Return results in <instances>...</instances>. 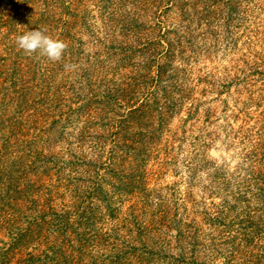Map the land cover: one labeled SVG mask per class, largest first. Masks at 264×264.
Segmentation results:
<instances>
[{"label":"rangeland","instance_id":"obj_1","mask_svg":"<svg viewBox=\"0 0 264 264\" xmlns=\"http://www.w3.org/2000/svg\"><path fill=\"white\" fill-rule=\"evenodd\" d=\"M41 27L59 61L17 48ZM0 66V264L264 254V0H0Z\"/></svg>","mask_w":264,"mask_h":264},{"label":"trees","instance_id":"obj_2","mask_svg":"<svg viewBox=\"0 0 264 264\" xmlns=\"http://www.w3.org/2000/svg\"><path fill=\"white\" fill-rule=\"evenodd\" d=\"M4 71L1 70L0 66V73H3ZM188 115H190V112H188ZM247 132V129H246ZM245 139H247L249 145H250V151L247 153V157H249L251 160L252 158H255V160L260 161L264 164V128L258 129L256 131H250L246 133L244 136ZM250 159L248 162H250ZM252 162L255 164V161L252 160ZM250 164V163H249ZM248 171V172H246ZM243 175L242 181L243 186H240V188L244 189V194L248 193L249 191L252 192V197H255L259 200V206L258 208L253 210L254 211H261L264 210V166L260 168V170L255 169V167L250 164V168L243 169ZM239 182V183H241ZM245 183V184H244ZM24 190H20V193L22 194ZM253 192L255 194H253ZM26 199H30L32 203H35L34 199L37 198V192L34 194H22ZM39 196V195H38ZM263 204V205H262ZM253 227V228H252ZM248 228L257 230L256 234L260 233L259 226L253 225L251 222L247 227H245L244 232L248 231ZM250 233V232H248ZM246 233V234H248ZM31 234V233H30ZM26 237V234H25ZM242 247V246H235L231 250V254L233 251H237L236 249ZM246 248V247H243ZM254 254V255H253ZM252 260H247L246 264H264V254H255L253 253ZM250 256V257H251Z\"/></svg>","mask_w":264,"mask_h":264},{"label":"clouds","instance_id":"obj_3","mask_svg":"<svg viewBox=\"0 0 264 264\" xmlns=\"http://www.w3.org/2000/svg\"><path fill=\"white\" fill-rule=\"evenodd\" d=\"M16 45L27 55L36 54L50 61H59L67 47L65 42L50 35L43 27L24 31L16 37Z\"/></svg>","mask_w":264,"mask_h":264}]
</instances>
